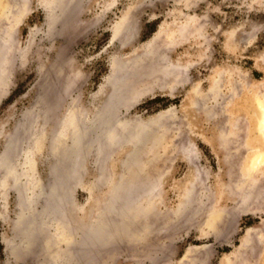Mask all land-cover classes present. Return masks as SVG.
I'll use <instances>...</instances> for the list:
<instances>
[{
  "label": "rangeland",
  "instance_id": "obj_1",
  "mask_svg": "<svg viewBox=\"0 0 264 264\" xmlns=\"http://www.w3.org/2000/svg\"><path fill=\"white\" fill-rule=\"evenodd\" d=\"M59 7L57 19L44 0H0V61L7 62L0 80V156L4 136L34 111L38 96L53 117L73 107L89 112L102 99L98 92L107 78L118 76L149 43L165 46L154 59L133 62L129 81H147H139L143 89L135 83L129 106L118 111L126 120L149 122L138 173L158 190L139 200L127 233L94 245V255L75 264H264V0H75L65 14ZM146 66L157 68L146 72ZM21 133L20 151L33 138ZM51 154L46 148L34 156V178L42 185L49 182ZM21 157L12 156L17 172L25 169ZM84 167L81 185L72 191L76 224L96 223L109 188L94 184L99 171L91 155ZM3 192L0 264H67V245L56 242L50 225L44 230L51 234L45 237L49 248L8 249L24 236L15 231L19 193L12 187ZM55 251L64 255L56 258Z\"/></svg>",
  "mask_w": 264,
  "mask_h": 264
},
{
  "label": "bare ground",
  "instance_id": "obj_2",
  "mask_svg": "<svg viewBox=\"0 0 264 264\" xmlns=\"http://www.w3.org/2000/svg\"><path fill=\"white\" fill-rule=\"evenodd\" d=\"M24 1L25 0H23V2ZM74 1L75 0H44L45 4L50 6L49 16L53 18H57L56 11L59 7V3H62V5L60 4L61 6L59 7L58 12L64 13L65 10L67 11L72 7H70V4ZM133 12L134 9L132 8L128 10L125 17H123L118 23L113 32L114 39L119 36L124 25L123 22H126V18H129ZM125 26H127V24H125ZM178 29L179 34H182L183 36L184 34H187V28L183 25L178 27ZM184 37L185 38L182 39L187 40V36L185 35ZM7 39L9 38H5V41ZM173 41L175 43L174 39ZM7 42L8 40L4 42V44ZM158 44L153 42L149 43L146 47V51L144 50L143 53L140 52L141 57H139H153L159 49L164 50L161 48H165V46L159 48L160 46ZM172 49H174V47ZM139 57L134 58L129 66L126 63L127 65H124V68L118 76L112 77L111 79L107 78V81H105L106 87L101 88L98 92V94L103 95V97L93 110L87 112L82 108L76 109V107L74 108L72 106L73 108L66 109L61 115L53 117L51 115L52 111L50 110L51 105L48 104L41 95L37 97L38 99L37 103L34 105V111L27 110L28 112L24 114L23 121L20 125L18 124L12 132L7 133L4 136V150L0 156V170L2 172L0 190L2 194L4 193L3 191L8 190L10 187L18 191V219L16 221L15 231L17 233L16 235L24 236L23 240H20V244L16 243L10 246V244L6 243L8 249L17 251L21 248H26L27 252H29V250H35V243L40 249L42 248V250L43 248L44 250L49 248L48 244L50 243L45 239L47 236H45L44 230L46 226L50 225L54 227V229L51 227L54 230V236L58 238L57 240H60L56 242L60 243L62 241L67 245L65 262L67 264L81 263L85 256H89L90 254L94 255V251H91L94 245L95 247L100 244L103 245L118 236L119 233H127V231L130 230L127 219L130 218L132 214L135 216L136 212H140L141 208H136L138 203L143 198H151L152 194L158 190L159 184H156V182L151 183V181H145V179V182L142 181V177L139 174L140 172L138 173V166H140L139 161L142 158L144 159V157H139L141 158L139 160L138 150H141L142 143L148 140L146 137H148L150 133L149 122L136 119L130 121L118 115V113H120L118 112L120 108L129 106V102H131L129 99L131 98H128V95L135 91V83L138 81L137 85L138 83L140 85L142 84L141 82H144L145 84L147 81V79L141 78V82H139L140 80L137 78L136 82H134L133 79L129 81L134 75L132 72L128 71V69H130L131 66H136L133 62H135L137 58L139 59ZM157 59L160 60V58ZM161 59H164V62H166L165 58ZM2 60V62L0 61V73H2L0 74L2 77L0 80H4L7 70L6 59L3 58ZM153 62L155 63V60ZM138 67L139 66H137V68ZM165 67L167 68V66ZM137 68L135 69L137 70ZM145 68L147 69L149 67L146 66ZM139 69L141 70L142 68ZM155 69L153 68V70ZM168 69H170V67ZM153 70L147 69L146 72ZM113 71L112 66V74ZM161 72L163 73V71ZM143 75L148 76L145 73ZM151 75L154 77L153 73ZM137 85L136 89L139 86ZM141 87L139 86L138 88ZM102 89L105 90L102 91ZM210 92L212 93V90ZM135 94H137V91ZM33 129L35 130L33 131ZM24 130L30 133L33 131L31 133L33 138L31 144L27 147L24 144L26 148L20 151L18 150V147L21 140L24 138H22L23 135L21 131L24 132ZM260 130H264V126L262 129L260 128ZM152 137H155V135ZM149 139H151V137ZM150 142L152 141L150 140ZM46 148H49L52 153L53 161L50 166L49 182L46 185H42L34 178V156L36 153H41ZM147 150L145 151L146 153ZM14 154L23 157L24 162L22 164L25 166V169L22 172H17L15 168L13 163L14 160H12ZM119 154H121V156ZM89 155L94 158L95 166L99 171V176L94 184L98 183L97 185L103 187L108 186L109 188L108 193L105 194L107 197L106 203L104 202L105 206L103 210H100L96 223L92 219V221L89 220L86 224L82 221H79L76 224L73 221L74 219L72 220L73 217H70V212L72 211H70V209L74 207L72 191L74 188L81 185L82 175L85 172L84 164ZM109 162H112V167L110 168L108 167ZM114 165H117L118 170H121H113ZM116 172H120V175L117 179H113L114 173ZM21 177H27V182L25 181L26 184H23V182L22 184H20L21 182L19 183ZM38 204L41 206L39 211L36 212L34 211V207ZM50 235H48V237ZM65 244L64 246H66ZM57 247L58 246H56V248ZM61 255L64 254L56 252L55 257L59 258ZM56 258L54 259L56 260ZM50 259L51 258H48V260Z\"/></svg>",
  "mask_w": 264,
  "mask_h": 264
}]
</instances>
